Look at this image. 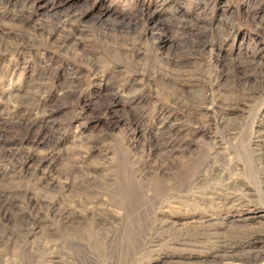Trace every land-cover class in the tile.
<instances>
[{"label":"rangeland","instance_id":"374dc122","mask_svg":"<svg viewBox=\"0 0 264 264\" xmlns=\"http://www.w3.org/2000/svg\"><path fill=\"white\" fill-rule=\"evenodd\" d=\"M0 264H264V0H0Z\"/></svg>","mask_w":264,"mask_h":264}]
</instances>
